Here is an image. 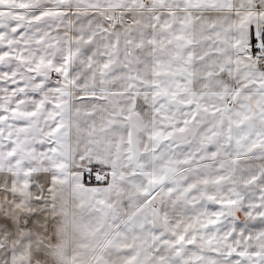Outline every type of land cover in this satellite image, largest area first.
I'll list each match as a JSON object with an SVG mask.
<instances>
[{"label": "snow or ice", "instance_id": "1", "mask_svg": "<svg viewBox=\"0 0 264 264\" xmlns=\"http://www.w3.org/2000/svg\"><path fill=\"white\" fill-rule=\"evenodd\" d=\"M0 264H264V0H0Z\"/></svg>", "mask_w": 264, "mask_h": 264}]
</instances>
